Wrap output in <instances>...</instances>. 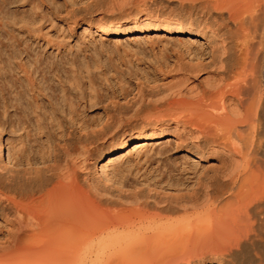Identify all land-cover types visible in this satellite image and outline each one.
Instances as JSON below:
<instances>
[{
    "label": "bare ground",
    "instance_id": "1",
    "mask_svg": "<svg viewBox=\"0 0 264 264\" xmlns=\"http://www.w3.org/2000/svg\"><path fill=\"white\" fill-rule=\"evenodd\" d=\"M17 2L0 0L1 65L19 55ZM95 6L107 17L70 13L68 29L94 28L101 47L155 36L174 50L142 68L124 105L112 95L94 128L56 74L28 61L36 81L24 76L0 112V264H264V0ZM41 87L77 135L59 122L46 132L28 97ZM160 139L191 157L195 178L156 151ZM152 159L156 172L132 170Z\"/></svg>",
    "mask_w": 264,
    "mask_h": 264
},
{
    "label": "rangeland",
    "instance_id": "2",
    "mask_svg": "<svg viewBox=\"0 0 264 264\" xmlns=\"http://www.w3.org/2000/svg\"><path fill=\"white\" fill-rule=\"evenodd\" d=\"M17 5L19 55L8 60L6 65L0 64V112L5 97L8 99L10 90H16L24 76L30 84L36 81L28 61L38 59V65L56 74L53 81L56 84L58 81L67 93L78 99L81 121L88 128H94L95 124H103L106 115L112 112L110 97L117 96L120 105H124L129 99L125 98L127 94L136 89L140 79L143 80L142 68L154 67L158 61L171 55L175 47L174 39L155 36L139 42L129 36L121 37V41L101 47L94 28L86 29L81 23L68 29L66 16L70 13L77 14V19L90 15L96 19L101 15L107 17L95 10V0H18ZM3 41L0 39V46L7 43ZM95 49L102 57H97ZM95 62L100 66H95ZM41 89L42 96L33 90L28 97L32 102L37 99L34 109L46 125V132L54 136L58 130L56 123L59 122L63 129L77 135L79 126L69 121L66 110L61 111L56 96ZM6 136L9 135L3 139ZM164 140L160 139L153 145L156 151L160 148L168 150L171 160H177L175 172L186 178H195V163L191 157L182 158L185 154L177 153L170 144L172 141ZM154 160H141L132 170L156 172L153 167L160 165L161 161Z\"/></svg>",
    "mask_w": 264,
    "mask_h": 264
}]
</instances>
